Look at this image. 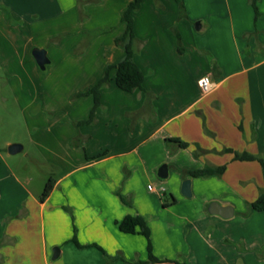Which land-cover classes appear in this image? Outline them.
<instances>
[{
    "label": "crops",
    "instance_id": "0c3cea01",
    "mask_svg": "<svg viewBox=\"0 0 264 264\" xmlns=\"http://www.w3.org/2000/svg\"><path fill=\"white\" fill-rule=\"evenodd\" d=\"M77 1L84 5L92 31L100 35L80 54L72 47L62 50L59 79L81 91L95 85L107 66L114 76L109 74V83L100 90L93 122L77 124L89 116L93 99L88 96L86 114L67 110L53 118V148L40 131L43 138L34 146L58 171L44 200L45 182L33 186L29 171L10 159L11 140L3 142L0 264L145 261L146 237L119 230L126 215H140L148 225L152 253L160 260L148 264H264V210L250 208L264 188V169L257 161L234 160L225 151L264 158V0L254 1L256 9L251 0H182L183 16L176 0H143L133 13L139 49L133 59L145 75L144 90L153 95L148 101L143 91L127 92L114 83V65L124 56L116 44L125 31L120 16L130 0H0L7 13H0V23L8 25L0 41L14 43L19 37L13 33L15 24H29L31 18L35 24L67 17L79 23ZM2 44L1 49L7 48ZM0 66L12 91L36 87L30 74L36 78L35 64ZM204 75L216 83L208 94L197 84ZM30 103L24 100V107ZM75 129L86 136L82 144L73 142ZM168 137L188 146L168 144ZM162 164L167 165L166 177L158 175ZM221 165L220 175L187 173ZM143 177L153 181L145 190L140 187ZM187 178L191 196L181 192ZM210 202L231 206L232 215L211 214ZM165 212H170V224L163 227L170 230V239L153 233L152 223L161 226Z\"/></svg>",
    "mask_w": 264,
    "mask_h": 264
},
{
    "label": "rangeland",
    "instance_id": "374dc122",
    "mask_svg": "<svg viewBox=\"0 0 264 264\" xmlns=\"http://www.w3.org/2000/svg\"><path fill=\"white\" fill-rule=\"evenodd\" d=\"M78 5L80 6V8H77L79 23H72L67 17V19L58 20L47 19L35 24L34 19L31 18L29 24L23 22L15 24L13 33L19 35V37L14 43H11L7 39V42L2 41V39L0 41V50L6 49L5 55L0 56V65L9 63L11 66L16 67L20 64L27 66L31 63L37 66L36 78L32 71L30 72L36 87L32 86L28 90L29 92L26 89H15V91H12V89L8 88L5 82L6 78L0 66V148L7 139L11 140V144L16 143L24 147L22 151L10 154L9 156L12 161L17 163L19 168L29 171V174L33 178V186L37 185L38 181L46 183L49 177L55 179L58 175L53 161L43 159L34 146L41 141L40 137L43 138V136H40V131H45L46 136L44 138L46 139L47 146L53 148L57 138L55 136V129L57 128L53 124V118L58 117L67 110L86 114L87 107L89 106L90 100L88 96H77V93L84 91L86 88L80 89L81 91H72L64 81H60L59 76H61V73L57 68L58 65L64 64L62 50L72 47L74 54H80L81 51L93 45L96 37L100 35L98 32L92 31L93 24L88 25L86 22V15L83 14L84 5L81 2ZM0 13L7 14L3 11L2 7H0ZM7 27V24L0 23V34L2 32L7 33ZM3 37L6 36L3 35ZM2 43L7 48L1 49L4 47ZM33 48H41L46 51L50 62L46 64L44 69H41L37 65L32 54ZM54 53L59 55L55 56ZM109 74L110 77L114 76L111 69L108 72V76ZM38 75H40V78H37ZM70 90L72 91L71 94ZM121 93L128 95L126 92ZM26 99H30L31 102L27 109L24 107V100L26 101ZM83 124L89 123H81L80 125ZM48 128L51 129L50 132H46ZM36 130L38 131L35 132ZM130 130H128V135ZM75 131L76 134L74 135L73 142L79 144L85 142L86 136L79 135L76 129ZM27 153L31 154L30 156L33 157V160H30L26 156ZM46 156H49V153ZM23 165H26L27 168L23 167ZM157 177L160 180L162 179L159 176ZM148 185L152 186L153 181L143 177L140 184L141 189H147ZM164 188L167 189L165 185ZM169 194L166 191V199H169ZM164 214L160 217L163 226H160L159 222L152 223L153 233L156 237H160L161 235L166 237L167 234L170 239V230L164 232L163 228L164 225L167 228V223L170 224V212H165ZM157 227L160 228L158 229ZM157 241L162 245V239Z\"/></svg>",
    "mask_w": 264,
    "mask_h": 264
},
{
    "label": "trees",
    "instance_id": "16d2710c",
    "mask_svg": "<svg viewBox=\"0 0 264 264\" xmlns=\"http://www.w3.org/2000/svg\"><path fill=\"white\" fill-rule=\"evenodd\" d=\"M143 0H130L127 6L124 8V10L121 13L120 20L125 24V31L124 34L116 39V44L120 45L124 49V56L123 58L116 64L114 67L116 68V74L114 77V83L115 85L124 91L132 92L136 89L141 90L144 92L146 96V100H150L153 98V95L146 90H144L143 82H144V73L141 70V68L136 64V62L133 59L134 54V43L136 41V37L134 34L133 29V13L137 11L140 8V5ZM179 5L180 9V16L184 15V6L182 0H176ZM255 0H251L254 8ZM177 42L179 44L180 37L176 33ZM111 66H107L104 70V73L102 77L99 79V81L88 88H86L84 91L77 93V96H91L93 99V105L90 110L89 116L86 120H81L77 124L81 123H91L94 120L95 112L97 108L100 106V90L101 88L109 83V76L108 72L110 70ZM166 143H175L178 147H187L188 143L184 142L178 138L174 137H168L165 139ZM226 152H232L233 153V159L234 160H246V161H257L261 167L264 169V158L260 157L255 154H251L248 152H237L233 151L231 149H225ZM225 169V165H221L218 167H210L206 166L203 169L199 170H190L187 171L192 176H209L212 174L220 175ZM54 185V179L52 177H49L43 187L42 193H41V200H44L45 197L49 195ZM250 208L254 210H264V188L259 191V194L257 198L250 203ZM119 230L124 233H140L144 235L147 239V250H148V258L145 261H137L133 264H148V263H154V262H160L158 258H156L151 249V243H150V234H149V228L148 225L143 217L140 215H126L118 224ZM176 262V261H175ZM176 264H186L184 262H176Z\"/></svg>",
    "mask_w": 264,
    "mask_h": 264
},
{
    "label": "water",
    "instance_id": "95a60500",
    "mask_svg": "<svg viewBox=\"0 0 264 264\" xmlns=\"http://www.w3.org/2000/svg\"><path fill=\"white\" fill-rule=\"evenodd\" d=\"M197 28V26H196ZM33 57L41 69H44L46 64L49 63V59L46 55V51L41 48H33L32 50ZM8 152L10 154H15L22 150V145L12 143L8 146ZM158 175L160 177L167 176V165L162 164L158 169ZM181 192L185 196H191V189H190V179H184L181 185ZM208 211L211 214H218L224 218H227L232 215V207L231 206H222L217 202H210L208 205Z\"/></svg>",
    "mask_w": 264,
    "mask_h": 264
},
{
    "label": "built area",
    "instance_id": "2783aa9c",
    "mask_svg": "<svg viewBox=\"0 0 264 264\" xmlns=\"http://www.w3.org/2000/svg\"><path fill=\"white\" fill-rule=\"evenodd\" d=\"M197 84L203 94H208L212 92L214 88L216 87V83L212 80V78L209 75L201 76L198 79ZM149 188L151 187L149 186ZM160 190L162 191L163 188Z\"/></svg>",
    "mask_w": 264,
    "mask_h": 264
}]
</instances>
